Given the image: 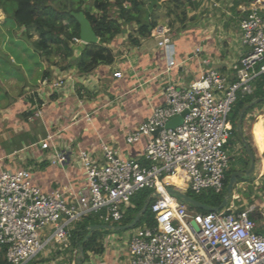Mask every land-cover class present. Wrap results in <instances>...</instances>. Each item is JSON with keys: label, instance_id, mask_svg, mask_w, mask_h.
<instances>
[{"label": "built area", "instance_id": "obj_1", "mask_svg": "<svg viewBox=\"0 0 264 264\" xmlns=\"http://www.w3.org/2000/svg\"><path fill=\"white\" fill-rule=\"evenodd\" d=\"M238 27L246 52L230 72L207 70L186 88L168 84L161 103L125 136L129 145L147 139L138 158H125L106 144L99 161L80 151L83 186L68 183L48 192L34 182L30 167L0 170V246L6 249L8 263L31 264L52 247L60 250L68 244L73 224L86 216H97L101 225H122L128 208H134L132 198L149 190L150 218L129 231L126 264H264V204L245 202L241 185L233 188L224 208L206 214L192 213L168 192L200 195L208 190L220 193L224 187L233 140L228 115L237 94H251L253 82L264 75V0L249 5ZM153 32L171 70L177 64L174 44L162 29ZM72 42L81 43L77 38ZM61 86V80L53 84ZM183 113L180 125L165 129L171 118ZM259 117L264 128V116ZM38 146L49 150L52 165L66 162L54 136L48 135ZM263 177L264 173L258 175ZM171 178L177 183L168 181ZM256 212L257 220L251 217Z\"/></svg>", "mask_w": 264, "mask_h": 264}, {"label": "crops", "instance_id": "obj_2", "mask_svg": "<svg viewBox=\"0 0 264 264\" xmlns=\"http://www.w3.org/2000/svg\"><path fill=\"white\" fill-rule=\"evenodd\" d=\"M192 1L193 6L186 9L183 21L174 14L168 15L169 6L165 3L158 9L157 28L167 33L174 44L177 64L171 70L167 69L166 54L157 46L159 38L153 31L150 37L139 38L136 43L131 41L136 35L130 30L115 37L108 45L113 63L99 65L85 75L74 67H66L69 60L80 55L85 44L79 48L77 44L80 43H73V55L67 61L59 58L61 62H56L54 58L59 55L46 58L48 62L36 79L37 85L28 90L27 95L19 94L9 103L0 105V170H13L23 165L30 167L35 173L34 182L48 192L62 189L68 183L83 186L77 158L80 151L88 152L99 161L101 147L106 144L125 158H138L147 139L129 145L125 136L142 124L151 109L161 103V94L168 84L186 88L207 70L230 72L246 52L241 45L238 26L255 0ZM161 8L164 9L163 15ZM130 34L132 38H129ZM59 63L61 65H57ZM118 72L122 74L121 78L114 76ZM60 80L62 86L54 88L53 84ZM37 112H40L39 116L35 115ZM259 120L256 118V140L253 138L252 145H249L251 151H255L256 181L258 175L264 173V147L259 141L257 127ZM37 131H43L44 137L36 140ZM48 135L54 136L57 151L66 156L62 166L52 165L49 150H41L38 146ZM100 231L101 253L88 251L83 264H126L129 230ZM61 247L60 250L52 247L34 264L76 263L79 250L74 248L72 240Z\"/></svg>", "mask_w": 264, "mask_h": 264}, {"label": "trees", "instance_id": "obj_3", "mask_svg": "<svg viewBox=\"0 0 264 264\" xmlns=\"http://www.w3.org/2000/svg\"><path fill=\"white\" fill-rule=\"evenodd\" d=\"M87 1H91L90 4L87 5ZM161 1L162 0H0V6L3 7L4 11L8 12L18 29L21 30L22 38L24 37L26 40L30 41L33 36H38L37 40L31 42L34 47L33 51L38 53L40 57L42 56L45 58L59 55L62 61H67V59L72 57V40L74 38L79 39V24L72 15L82 13L90 23L94 34L98 38V43L85 45L80 55L69 60L66 67H74L80 74L85 75L92 72L99 65H109L113 63V54L108 49V45L115 37L126 32L124 29L125 26H129L136 35L135 38H132V34L129 35L133 43H136L139 38L150 37L151 31L158 26V9L161 5L160 3H165V5L169 6L168 15L174 14L176 18H182V21L186 18V9L193 6L192 0ZM170 5H172V7ZM133 26L136 27L135 30ZM252 86V93L241 97V101L231 109V111H233L234 121L229 122L232 125L233 134L237 137L239 136L236 131V124L242 108L257 99H264V75L259 76L253 82ZM252 109L253 108L249 109L245 113L243 119L246 118ZM242 150L246 157L244 168H247L249 165V157L243 143ZM230 175V173L228 176L226 174L224 187L220 193H214L208 190L192 198L212 208L220 206L225 195ZM240 181L242 180H237V182ZM150 195L151 192L142 193L138 210L137 206L135 208V205L132 210H137V213L140 212L145 200L150 197ZM196 210L201 212L200 214L208 213L200 209ZM146 212L148 213L147 215L145 213L142 220H148L150 218L149 209H147ZM79 223H81V221L75 225L71 232L70 239L72 240L74 248H82L84 255L88 251H93L96 254L101 253V231L89 230L90 226L100 225V223H90L84 226L82 224L79 225ZM5 252L6 249L0 246V264H10L6 260Z\"/></svg>", "mask_w": 264, "mask_h": 264}, {"label": "rangeland", "instance_id": "obj_4", "mask_svg": "<svg viewBox=\"0 0 264 264\" xmlns=\"http://www.w3.org/2000/svg\"><path fill=\"white\" fill-rule=\"evenodd\" d=\"M165 1L167 0H162L161 2H165ZM90 2L91 1H87V5L90 4ZM160 12L161 15H163L164 9L161 8ZM8 16H9L8 12L4 11L3 7L0 6V105L9 103L14 98H17L19 94L27 95L28 90H31V88H33L34 85H37L36 79L39 77L38 75L41 74L42 67H45L44 65H46V63L48 62L46 58L40 57L38 53L33 51L34 47L32 46L31 42L37 40L38 36L37 35L33 36V38L30 41L26 40L24 37L23 39L21 36V30L18 29V27L13 22L11 17ZM161 21L162 20H160V22ZM177 23L178 25H180L179 22ZM133 28L135 30L136 27L133 26ZM124 29L132 31L129 26H125ZM77 46L80 48L81 46H83V44L80 43L77 44ZM59 58L61 57H55L54 59L56 60V62H61ZM57 65H61V64L59 63ZM240 101H241V96L238 93L233 108ZM259 116H264V102H261L256 106H254L253 109L250 111V113L246 116V118L243 119L242 131L244 134V138L247 140L249 145L250 144L252 145L253 137L251 133L254 129V127H251L252 126L251 124L254 121H256V118H258ZM228 120L231 122L234 121L233 111H231V113L228 115ZM37 130H39V127H37ZM37 132L39 134L36 135L37 136L36 140L40 139L41 137H44L43 131L41 132L37 131ZM232 137L233 140L230 141L232 146L229 144L231 147H228V150L232 155L231 156L232 162L230 163V168L226 173L227 176L229 173L231 174L234 171L245 169L244 162L246 161V157L244 151L242 150V141L240 137H237L235 134H233ZM252 152L253 154H255L254 149ZM240 180L242 181L237 182V184L238 186L240 185L242 186L241 191L245 202L256 203L257 205L259 202L260 204L261 202H264V177L257 179L256 181V174H254L249 178H240ZM255 181L257 183H255ZM237 184L234 187L235 189L238 188ZM145 192L150 193L151 191L149 190L141 191L137 193L131 200V204L135 205V208L137 206V210H138V205L140 204L141 194ZM187 195L190 197L196 196L194 193L190 191L187 192ZM242 202L243 201H240L238 203L241 204ZM137 210H132L128 208L127 210L128 219L123 220L121 224L128 225V223L132 222L137 214ZM189 210L192 213H201L194 208H189ZM146 211L143 213V217L145 216V213L147 215L148 212ZM251 217L254 218L256 217L257 220L258 219L257 212L256 214L251 215ZM90 223H100V221L95 215L86 216L81 220V223H79V225L82 224L84 226V225H89ZM76 224L78 223H75L73 225L75 226ZM141 224H142V218L140 222L136 224L135 228L141 227ZM135 228H131L129 229V231L130 232L134 231ZM60 249H63V247H60ZM31 264H34V262H32Z\"/></svg>", "mask_w": 264, "mask_h": 264}, {"label": "water", "instance_id": "obj_5", "mask_svg": "<svg viewBox=\"0 0 264 264\" xmlns=\"http://www.w3.org/2000/svg\"><path fill=\"white\" fill-rule=\"evenodd\" d=\"M72 16L74 17V19L79 24V39H80L81 43L85 44V45L97 44L98 38L94 34L90 23L87 21V19L84 17V15L82 13H79V14H73ZM261 102H264V99H257L255 101L247 104L246 106H244L242 108L241 112L239 113L238 121L236 124V131H237V134L240 137V139L243 143V146H244V148L248 154L249 166L246 169L234 171L233 173H231L230 178L228 180L226 190H225V195H224L223 201L220 204V206H218L216 208L206 206V205L198 202L197 200L193 199L192 197L188 196L187 194L182 193V192L177 191V190H174V189H169L168 192L170 194L176 196L181 203L186 204L189 208H196V209H200V210L207 211V212L218 211V210L224 208L230 199L233 188L237 184V180L240 178H249L254 174L255 167H256L255 156L252 153L248 142L244 138L243 131H242V124H243V118H244L245 113L249 109L253 108L254 106H256L257 104H259ZM184 114L185 113L171 118L167 122L165 129H173V128L177 127L178 125H180L182 122V117L184 116ZM157 133H158V131H156L154 133V135H157ZM155 195H157V194H155ZM149 201H150V197H148L145 200V203L143 205L142 210L136 214L134 220L129 225H126V226L92 225L89 227V230L90 231L100 230V229H103V230L108 229V230H114V231L129 230V229L133 228L138 223L139 219L143 216V213L148 209ZM192 226L194 227V229L196 231H198L197 226L193 222H192ZM78 250H79V256L76 259L75 264H83V259H84L83 249L79 248Z\"/></svg>", "mask_w": 264, "mask_h": 264}, {"label": "bare ground", "instance_id": "obj_6", "mask_svg": "<svg viewBox=\"0 0 264 264\" xmlns=\"http://www.w3.org/2000/svg\"><path fill=\"white\" fill-rule=\"evenodd\" d=\"M259 122H258V125H257V127L259 128V130H260V136H259V141H262V143H263V147H264V128H263V126H262V118L261 117H259ZM252 127H254V129H253V131H252V136H253V138L256 140V121L252 124ZM168 181H170V182H176V180H175V178H171V179H169ZM177 183V182H176Z\"/></svg>", "mask_w": 264, "mask_h": 264}]
</instances>
